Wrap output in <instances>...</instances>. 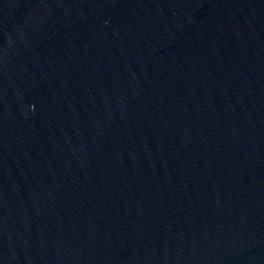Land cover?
I'll return each mask as SVG.
<instances>
[{"label": "water", "instance_id": "95a60500", "mask_svg": "<svg viewBox=\"0 0 264 264\" xmlns=\"http://www.w3.org/2000/svg\"><path fill=\"white\" fill-rule=\"evenodd\" d=\"M0 264H264V0H0Z\"/></svg>", "mask_w": 264, "mask_h": 264}]
</instances>
